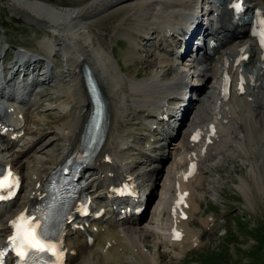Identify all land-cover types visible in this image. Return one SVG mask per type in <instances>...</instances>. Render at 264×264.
<instances>
[{"label":"bare ground","instance_id":"6f19581e","mask_svg":"<svg viewBox=\"0 0 264 264\" xmlns=\"http://www.w3.org/2000/svg\"><path fill=\"white\" fill-rule=\"evenodd\" d=\"M199 1L90 0L76 3L74 7H61L44 0H7L11 12L36 23L46 34L45 39L48 41H44L45 49L42 51L46 57L58 58L60 55H54L59 53L56 46L62 48L66 55L64 61L69 74L67 77H71V81L69 77L71 94L67 113L69 120L57 128L62 135L58 134L56 137L61 143V147L55 151L56 157L53 156L49 160L35 158V155H30L28 147L24 150L28 152V156L30 155L28 161L33 159L37 165L41 164L35 166L37 175L33 171L31 177L25 175L24 179H30L32 184L27 180L26 185H22L21 173L24 165L20 163L22 160H18L20 157L18 153L10 160H0V168L11 174L10 179L13 184L19 186V191L26 188L20 203L11 202L10 206L4 204L5 201H0V208L4 206L3 211H0V217L5 216L0 221V245L11 235L10 222L40 202L52 171L80 147L81 134L90 111L89 96L83 80L84 66L90 69L99 84L107 105L108 124L100 150L83 167L78 181L82 184L94 179L97 184L94 192H90V184L82 189L89 199L87 214L76 212L65 226L63 231L65 264L76 260L80 252L97 238L103 241V247H100L99 252L108 256L106 258L103 255L105 260L110 261V255L115 253L119 256L124 250L132 255L135 253V258L138 256L144 264H156L154 260L156 254L153 255L155 252L150 253L151 256L143 246L150 230L146 226L139 228L138 220L135 218L137 214H134L143 197L138 191L140 184L136 181L144 173L135 174L134 165L125 157L126 152L132 147L126 140L124 119L131 113L139 112L144 115L145 121L140 122V125L149 133L157 130L151 120L159 122L158 125L167 120L165 123L167 125L165 127L163 125L160 133L161 156L150 159L151 164L157 166L159 158L170 151L169 145L175 130L167 119H173L177 113L176 108L169 107L170 102L183 106L187 101L184 116L176 129L180 135V140L174 143L176 145L174 151L178 152L177 160L171 167L177 180L175 183L177 194L169 198V223L163 229L160 228L174 256H178L176 249L185 251L198 243L199 237L196 232L193 229H191L193 232L188 231L187 227L190 229L188 219L193 214L194 205H197L194 199L196 195L199 196L195 186H199L203 180L199 168L201 161L207 162L212 155L223 154L224 149L229 152L239 150L243 156L251 160L254 158L253 165L252 162L249 164V171L256 177L255 182L258 177L259 183L262 173L256 168L258 163L264 161V54L254 37L252 22L264 20V0H243L246 9L238 19L230 12L224 11L226 0H210L212 9L206 28L200 20L199 9L203 3L199 4ZM115 6H119L116 9L128 8L133 12L134 10L139 12L134 27L131 26L129 29L126 27L122 31L118 29L116 36L118 34L128 36L132 29L143 37L145 46L153 47L156 41L159 46H166L159 50L166 56L151 55L148 56V59L151 58L149 60L140 59L141 62L145 60L147 65H151L154 63L152 57H156L153 64L155 74L143 79L124 74L114 62L113 56H110V46L100 41L94 28L95 18L100 11H107ZM202 33L209 42H213L211 55L207 54L209 51L207 41L206 45L197 49L198 58L191 62L188 58L186 62L176 64L169 59L174 49L185 46V53L177 54V62L185 61L184 59L189 57L187 46ZM150 37L152 38L148 39ZM170 41L172 44L175 42L174 49ZM15 51L11 62H9L11 56L7 58L9 68L5 66L1 71L7 86L13 85L19 71L25 76H31L33 82L42 81L41 84L52 77L48 65L47 71L43 70L42 59L33 58L29 54L24 55L19 50ZM6 52L7 49L3 52L2 58L7 55ZM56 64L58 63H55V66ZM49 75L51 77L47 78ZM198 88L201 94L196 92ZM2 90L0 89V93ZM22 103L27 102L24 100ZM188 112L191 118L185 123L184 118ZM25 124L26 121L22 118L15 124H2L0 139L8 135L7 144L12 146L15 139L10 138L11 133L6 132L12 127V131H17L18 134L21 129L29 133L30 130H25ZM256 152L260 154L262 161H257ZM45 164L49 166L45 167ZM185 165L186 167L181 170L180 168ZM190 170L193 172L192 178L187 177ZM262 183L263 178L260 184ZM242 185L245 186V183L242 182ZM261 188L264 192L263 185ZM102 199L112 201L106 209L108 211L105 215H109L106 220L100 218L99 210L102 206L94 208L91 205ZM126 200L131 202L128 210L126 206L122 207ZM12 206H15L14 210H11ZM89 212L92 214L88 215ZM159 213L164 214V210L160 209ZM129 239L134 242L133 245Z\"/></svg>","mask_w":264,"mask_h":264},{"label":"rangeland","instance_id":"374dc122","mask_svg":"<svg viewBox=\"0 0 264 264\" xmlns=\"http://www.w3.org/2000/svg\"><path fill=\"white\" fill-rule=\"evenodd\" d=\"M44 1L61 7H74L76 3L89 2L90 0ZM116 7L119 8V6H115L113 7L115 9L100 11L101 13L95 18L94 28L100 37V41L110 46V56H113L114 62L124 74L138 76L139 79L155 74L153 64L156 57H152L154 63L151 65H147L144 61L151 55L166 56L163 51H159L165 45L161 47L156 41L153 47H147L144 45L143 37L139 33L136 34L132 29L128 36H123L124 34L116 36L118 29L122 31L123 28L134 27L139 13L128 8L124 10L116 9ZM9 11L11 10L8 8L7 0H0V86L3 82L1 71L14 58L15 50H19L24 55L29 54L33 58L42 59L41 64L44 65V68L48 64L51 66V76L53 77L47 76V78H51L45 81V85L38 83L34 87H29L21 96L27 103L14 101L11 102L12 104H7V107L14 109L15 112L0 117V127L4 123L12 122L15 124L22 118L26 121L25 130H30L27 133L21 129L18 134L17 131H12V127H10L6 133H11L9 137L15 139L12 146L7 144L6 136L8 135L0 139V160H10L13 155L18 153L20 155L18 160H22L20 163L24 165L21 173L22 185H26L27 180L31 184L33 182L30 179H24L25 175L28 174L26 176L31 177L32 171L36 174L35 166L37 163L33 159L28 161L30 155L33 154L35 158L49 160L53 156L56 157L55 151L61 147L60 140H56L60 133L57 128L62 127L69 120L67 113L71 94V77H67L69 74H67L64 61L66 55L62 48L56 46L59 53L54 55H60L58 58L46 57V54L42 52L45 49L43 43L46 40V34L40 26L27 21L25 17L13 15ZM147 17L145 16V18ZM145 22L146 20L143 21V25ZM146 45L148 44L146 43ZM6 49L7 55L2 58ZM178 51L179 49L172 51V55L169 56V59L176 64H179L175 58ZM6 58H10V61L5 64ZM141 58L145 60L141 62ZM55 63L58 64L55 66ZM7 88V90H13V87ZM7 90L4 89L3 92L5 93ZM196 92L200 93V88ZM177 105L170 104L169 107L175 108ZM175 117L176 114L173 119L168 118L169 124L175 127L169 145L170 151L159 158L157 166L151 164L150 159L161 156L162 152L159 148L162 144L160 140L162 136L160 133L163 125L164 127L167 125H165L167 120L159 125L157 124L159 122L151 120L157 130L149 133L144 131L140 125V122L145 121L142 113H131L124 119L126 140L132 147L130 151L126 152L125 157L134 165L133 172L135 174L144 173L136 181L140 184L138 191L144 192L148 204L153 202L148 211L144 209L137 217L138 227L146 226L150 230L143 243L145 249L148 250L147 254L155 252L153 255L156 254L154 258L156 264H264V192L261 190V186H264V161L256 152L258 160H255L258 162L260 160L263 163L260 162L257 165L256 170L262 173V177H260L259 183L258 177L257 182H255L256 177L249 171V164L252 162L253 165L254 158L251 160L243 156L239 150L230 151V153L224 149L223 154L212 155V158H207V162L201 161L199 168L203 180L199 186H195L199 196L196 195L194 199L197 205H194L193 214L188 219L190 229L187 227L188 231L193 232L191 230L193 229L196 232L199 237L198 243L185 251L176 249L175 252L178 253V256H174V252L167 244L166 237L161 234L160 228L163 229L169 223V198L177 194L175 193L177 180L174 176L175 172L171 168L173 162L177 160L178 153L174 151L176 146L174 143L180 140V135L176 132L178 121ZM188 117L185 123H188L191 118L190 112ZM27 147L30 150L29 156L28 152L24 151ZM22 152H25L24 155ZM40 165L38 164L36 167ZM46 165L49 166V164H45V167ZM184 167L186 165L180 169L183 170ZM261 178H263L262 184H260ZM242 182L245 183V186L242 185ZM89 184L90 192H94L96 180H89ZM25 192L26 188L20 189L18 195L7 205H10L11 202L20 203ZM110 203L109 200L102 199L94 205L96 207L102 206V210L106 206L108 207ZM3 208L1 207L0 211H3ZM14 208L15 206H12L11 210ZM160 209L164 210V214L159 213ZM106 213L107 210L102 214V219L105 218L106 220L109 217V215H105ZM4 218L5 216H1L0 221ZM72 240L73 238L70 241ZM128 241L132 245L134 244L130 239ZM66 243L69 244L68 241ZM102 243L103 241L97 238L93 244H88L87 248L80 252L79 257L70 264H142V262L144 264V261L140 260L138 256L135 258V253L132 255L129 251L124 250L119 256L115 253L110 255V261L105 260L104 257L107 258L108 256L99 252L100 247H103Z\"/></svg>","mask_w":264,"mask_h":264},{"label":"snow or ice","instance_id":"6c2138e0","mask_svg":"<svg viewBox=\"0 0 264 264\" xmlns=\"http://www.w3.org/2000/svg\"><path fill=\"white\" fill-rule=\"evenodd\" d=\"M239 7V5H237ZM261 29L259 32L262 42H264V20L259 21ZM9 176L0 179V189L8 186ZM14 232L9 237V242L12 244L13 249L16 251L18 257L23 259L30 253H55V246L47 243L45 234L43 231H38L41 225L35 222V218L26 216L25 213H21L15 220L10 222ZM178 238V237H176ZM4 255L3 251H0V258ZM2 264V260H0Z\"/></svg>","mask_w":264,"mask_h":264},{"label":"water","instance_id":"95a60500","mask_svg":"<svg viewBox=\"0 0 264 264\" xmlns=\"http://www.w3.org/2000/svg\"><path fill=\"white\" fill-rule=\"evenodd\" d=\"M9 12H11V11H9ZM11 14L15 15L13 12Z\"/></svg>","mask_w":264,"mask_h":264}]
</instances>
